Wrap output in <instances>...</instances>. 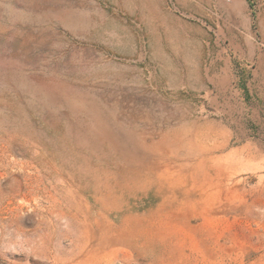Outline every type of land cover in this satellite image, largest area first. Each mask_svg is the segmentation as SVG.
<instances>
[{
    "label": "rangeland",
    "instance_id": "374dc122",
    "mask_svg": "<svg viewBox=\"0 0 264 264\" xmlns=\"http://www.w3.org/2000/svg\"><path fill=\"white\" fill-rule=\"evenodd\" d=\"M166 144L216 211L171 264H264V0H0V264H93L97 191Z\"/></svg>",
    "mask_w": 264,
    "mask_h": 264
},
{
    "label": "bare ground",
    "instance_id": "6f19581e",
    "mask_svg": "<svg viewBox=\"0 0 264 264\" xmlns=\"http://www.w3.org/2000/svg\"><path fill=\"white\" fill-rule=\"evenodd\" d=\"M161 148L165 153L157 155L145 151L138 155L133 159L137 166L133 172L122 175L119 183L97 191L98 209L87 217L92 230H88L86 244H93L84 254L87 261L111 264L122 251L149 257L154 264H171L180 255L177 256L179 250L173 251L170 247L185 246L184 241L177 238L176 228L193 233L197 228L191 225L192 220L199 218L208 222L214 217V192L211 191L215 188L199 180L205 176L197 172L196 163H191L193 155L178 154L169 144ZM168 150L171 154H167ZM151 188L162 201L142 212L136 211L142 208L121 200L124 194H130L133 197L130 200H137V196ZM67 195L76 198L74 193L67 192ZM125 206L120 220L107 218L106 214L112 215ZM220 249L224 251L225 246L220 245Z\"/></svg>",
    "mask_w": 264,
    "mask_h": 264
}]
</instances>
